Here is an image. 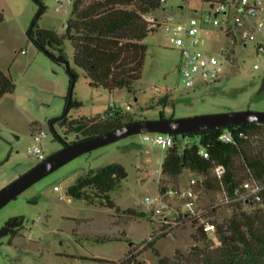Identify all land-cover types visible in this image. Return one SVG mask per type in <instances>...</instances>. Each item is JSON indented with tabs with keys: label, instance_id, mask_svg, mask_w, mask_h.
<instances>
[{
	"label": "rangeland",
	"instance_id": "rangeland-1",
	"mask_svg": "<svg viewBox=\"0 0 264 264\" xmlns=\"http://www.w3.org/2000/svg\"><path fill=\"white\" fill-rule=\"evenodd\" d=\"M42 1L47 10L39 25L62 38L69 65L78 74L73 98L81 106L70 109L69 119L103 117L111 109L134 120L264 111V56L259 61L252 45L235 47L216 33H201V48L220 59H224L222 48L233 49L239 63L234 74L231 61H224L225 71L216 83L186 86L180 76V50L160 31L145 40L148 51L142 78L131 91L91 86L75 65L71 41L64 37L71 14L58 11L54 0ZM173 4L180 3L170 0L169 5ZM196 8L192 4L185 13L199 16ZM36 12L33 0H0V71L16 84L15 90L0 100V189L41 162L29 153L35 144L32 133H48L42 141L46 155L62 148L61 139H76V134L59 121L51 125L65 112L69 79L66 64L50 60L27 36ZM168 12L177 14V10ZM256 62L259 69L254 68ZM166 96L169 100L164 103ZM140 136L134 134L75 157L2 207L0 226L13 218H23L24 222L15 235L0 240V264H104L103 261H124L133 254L141 264H160L157 251L173 264H197L206 253L216 254L222 242L199 231L198 221L185 220L170 234L160 232V223L152 215L155 207L145 200L160 199L163 186L185 185L196 176L186 170L177 179L165 178L162 170L167 149L141 141ZM6 140L16 143L10 158ZM197 142V137L179 136L177 143L183 150ZM112 163L122 164L128 173L110 192L115 208L68 195V188L79 179ZM201 196L208 209L206 217L216 224L224 225L240 213L236 204H219L215 193L202 190ZM258 208L264 210L263 205L243 206L248 213ZM130 209L145 216L124 212ZM153 236L156 243L151 246L148 242Z\"/></svg>",
	"mask_w": 264,
	"mask_h": 264
},
{
	"label": "trees",
	"instance_id": "trees-1",
	"mask_svg": "<svg viewBox=\"0 0 264 264\" xmlns=\"http://www.w3.org/2000/svg\"><path fill=\"white\" fill-rule=\"evenodd\" d=\"M37 12L27 30V36L36 48L57 64H66L69 91L65 97L64 114L51 122L59 121L67 131L74 132L76 139L84 140L115 130L129 122L136 121L121 111L108 112L103 117L69 119L68 113L81 103L73 98L78 74L69 65L62 47L63 40L56 33L40 27L39 21L47 10L42 0H33ZM159 7V0H78L66 24L65 38L74 48V62L89 79L90 85L116 89L132 90L142 78L148 51L146 38L151 32L144 16ZM3 17L0 14V22ZM16 88L14 80L0 71V100ZM169 96L163 101L167 103ZM141 120V119H138ZM233 132L231 142H225L222 135ZM264 123L246 122L225 127L173 135L175 144L167 150L162 174L165 178L177 179L184 171L205 178L203 191L215 193L217 200L236 204L239 214H235L224 225L216 224L221 239L217 253H206L202 262L197 264H264V210L258 208L248 213L243 206H264V187L259 195L242 199L234 190L245 181L260 183L264 186ZM197 137L198 142L187 145L183 150L178 146V137ZM61 139V138H60ZM62 144L68 142L61 139ZM64 145V144H63ZM205 148L208 157L201 154ZM223 165L226 172L223 180L215 175V167ZM128 176L126 168L120 163H112L79 179L68 188V195L74 199H84L89 203L101 202L102 205L116 207L110 192ZM166 186H163L164 189ZM117 211L121 212L120 207ZM128 215L145 216V213L130 209ZM207 235L202 227L198 228ZM18 229L12 232L17 233ZM164 236V235H163ZM154 236L149 245H155ZM159 256L160 264H173L168 258ZM134 254L128 260H136ZM187 261V260H186ZM109 261H103L108 263ZM187 264H191L187 262Z\"/></svg>",
	"mask_w": 264,
	"mask_h": 264
},
{
	"label": "built area",
	"instance_id": "built-area-1",
	"mask_svg": "<svg viewBox=\"0 0 264 264\" xmlns=\"http://www.w3.org/2000/svg\"><path fill=\"white\" fill-rule=\"evenodd\" d=\"M57 10L66 14H72L74 5L78 0H54ZM180 4L169 5L170 0H159V7L154 12L144 16L148 30L153 34L163 32L170 43L178 48L181 53L180 76L182 82L190 87L216 83L225 71L224 61H231L235 50L222 48L224 59L218 55L204 51L201 46L203 39L200 34L208 36L216 33L217 37H225L235 47H249L252 45L255 53L264 56V0H178ZM195 4L196 13L199 16L191 17L186 14L190 6ZM169 9L177 10V14L169 13ZM239 66V63H238ZM255 69L260 64H254ZM112 115L113 112H110ZM264 135V132H263ZM233 132L227 131L222 135L225 142H231ZM35 144L29 148V153L36 159L42 161L47 157L42 146V141L48 137L45 130L33 134ZM141 141L161 145L169 149L175 144L173 135L160 132L141 133ZM201 154L208 157L205 148ZM226 168L223 165L215 167V175L223 180ZM205 178L191 177L187 184L170 187L161 190L160 199L147 198L145 201L154 205L152 210L153 219L161 226V233L170 234L185 220L198 221L204 232L213 241L221 244L218 227L207 215L208 209L202 201V190ZM260 183L245 181L235 188V194L245 199L253 195H259L263 189ZM56 189H59L56 186ZM215 207V205H213ZM134 255V254H133ZM132 255V256H133ZM109 261L104 264H136V260L128 262Z\"/></svg>",
	"mask_w": 264,
	"mask_h": 264
},
{
	"label": "water",
	"instance_id": "water-1",
	"mask_svg": "<svg viewBox=\"0 0 264 264\" xmlns=\"http://www.w3.org/2000/svg\"><path fill=\"white\" fill-rule=\"evenodd\" d=\"M238 68L237 58L233 59L234 74ZM264 123V111H236L220 114L200 115L187 118L141 119L129 122L107 133L76 142H64V146L39 162L35 167L20 175L16 180L0 189V209L15 199L24 190L52 173L75 157L105 146L122 138L147 132H160L170 135H183L191 132L225 127L238 123ZM12 145V141L6 140ZM24 222L13 218L0 226V239L9 235Z\"/></svg>",
	"mask_w": 264,
	"mask_h": 264
},
{
	"label": "flooded vegetation",
	"instance_id": "flooded-vegetation-1",
	"mask_svg": "<svg viewBox=\"0 0 264 264\" xmlns=\"http://www.w3.org/2000/svg\"><path fill=\"white\" fill-rule=\"evenodd\" d=\"M64 144V143H63ZM64 145H62L63 147ZM7 150H10L9 153H8V157L7 158H10L14 153H15V150H16V143L12 141V145L8 144L7 145ZM49 156V155H47ZM18 228V227H17ZM16 228V229H17ZM12 234V232L10 233ZM1 240V239H0Z\"/></svg>",
	"mask_w": 264,
	"mask_h": 264
},
{
	"label": "crops",
	"instance_id": "crops-1",
	"mask_svg": "<svg viewBox=\"0 0 264 264\" xmlns=\"http://www.w3.org/2000/svg\"><path fill=\"white\" fill-rule=\"evenodd\" d=\"M34 133H32V136H33Z\"/></svg>",
	"mask_w": 264,
	"mask_h": 264
}]
</instances>
